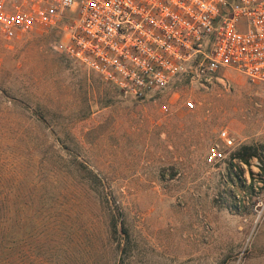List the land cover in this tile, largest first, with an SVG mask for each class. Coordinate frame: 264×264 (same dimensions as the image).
I'll return each instance as SVG.
<instances>
[{
    "label": "rangeland",
    "instance_id": "rangeland-1",
    "mask_svg": "<svg viewBox=\"0 0 264 264\" xmlns=\"http://www.w3.org/2000/svg\"><path fill=\"white\" fill-rule=\"evenodd\" d=\"M64 24L0 34V264H264V180L238 206L206 162L223 128L264 145V83L122 97L54 49Z\"/></svg>",
    "mask_w": 264,
    "mask_h": 264
},
{
    "label": "built area",
    "instance_id": "built-area-1",
    "mask_svg": "<svg viewBox=\"0 0 264 264\" xmlns=\"http://www.w3.org/2000/svg\"><path fill=\"white\" fill-rule=\"evenodd\" d=\"M60 22L64 36L54 49L122 97L159 95L181 81L190 90H230L229 70L264 83V0H0L6 39ZM183 106L194 100L186 96ZM217 138L206 162L226 165L223 196L237 183L260 196L264 145L247 161L231 132L220 129ZM232 197L238 206L250 201L245 189Z\"/></svg>",
    "mask_w": 264,
    "mask_h": 264
},
{
    "label": "trees",
    "instance_id": "trees-1",
    "mask_svg": "<svg viewBox=\"0 0 264 264\" xmlns=\"http://www.w3.org/2000/svg\"><path fill=\"white\" fill-rule=\"evenodd\" d=\"M250 149H252L251 146H243L236 151V154H237V156H239L243 160H247L249 158V156L251 157L253 155H256L258 152V151L257 152H254V151L250 152Z\"/></svg>",
    "mask_w": 264,
    "mask_h": 264
}]
</instances>
